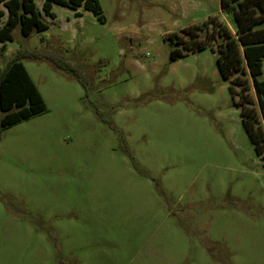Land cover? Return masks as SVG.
<instances>
[{"label": "rangeland", "instance_id": "1", "mask_svg": "<svg viewBox=\"0 0 264 264\" xmlns=\"http://www.w3.org/2000/svg\"><path fill=\"white\" fill-rule=\"evenodd\" d=\"M98 2L103 22L35 0L47 28L0 43L47 109L0 133V264H264V157L239 96L216 51L172 62L165 40L232 20L219 0Z\"/></svg>", "mask_w": 264, "mask_h": 264}, {"label": "trees", "instance_id": "2", "mask_svg": "<svg viewBox=\"0 0 264 264\" xmlns=\"http://www.w3.org/2000/svg\"><path fill=\"white\" fill-rule=\"evenodd\" d=\"M0 4L3 7L0 9V43L12 40V30L16 26L23 37L47 28L35 0H0ZM53 5L71 9L75 16H80L77 9L81 7L98 21H104L98 0H42L41 12L54 18ZM219 8L232 20L234 29L208 19L184 28L180 34L172 33L165 38L173 47L169 59L173 62L206 47L217 52V69L223 80L229 82L231 96H239L237 106L243 128L255 151L264 157V80L258 79L264 60V0H219ZM209 25L210 30H206ZM203 31L204 37L200 38ZM52 63L61 70H68L55 61ZM46 110L40 93L17 56L0 70V133Z\"/></svg>", "mask_w": 264, "mask_h": 264}]
</instances>
